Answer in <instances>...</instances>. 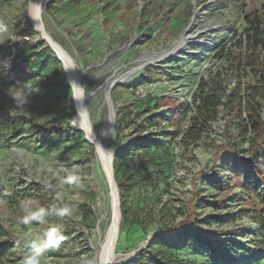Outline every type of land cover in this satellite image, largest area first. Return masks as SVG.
Listing matches in <instances>:
<instances>
[{
  "label": "rangeland",
  "instance_id": "374dc122",
  "mask_svg": "<svg viewBox=\"0 0 264 264\" xmlns=\"http://www.w3.org/2000/svg\"><path fill=\"white\" fill-rule=\"evenodd\" d=\"M29 2L0 0V61L11 58V67L0 72V244L12 246L0 264H25L33 245L42 249V264H97L111 222L110 191L95 148L74 119L67 72L32 26ZM40 5L44 31L87 86L97 137L113 117L105 149L116 188L122 179L132 185L111 264H128L158 245L195 264H264V150L255 161L260 181L227 157L219 159L228 142L242 153L247 148L234 124L225 128L221 112L197 144L181 138L200 83L227 63L219 49L242 33L245 12L264 13V0ZM225 80L228 92L234 79ZM18 84L30 96L28 114L8 113L13 101L6 90ZM10 200L21 203V212ZM190 217L236 244L214 257L185 242L179 224Z\"/></svg>",
  "mask_w": 264,
  "mask_h": 264
},
{
  "label": "trees",
  "instance_id": "16d2710c",
  "mask_svg": "<svg viewBox=\"0 0 264 264\" xmlns=\"http://www.w3.org/2000/svg\"><path fill=\"white\" fill-rule=\"evenodd\" d=\"M141 13L144 16L145 9ZM243 21L245 25L242 33L236 35L228 47H221L217 53V56L225 57L226 65L211 73L207 81L200 83L195 97L197 106L194 115L189 119L188 127L181 138L186 144H197L207 135L211 124L218 119L221 112L225 128L234 124L237 138L246 142L247 148L242 153L236 142H228L225 144L228 150L220 153L221 157L218 158L227 157L248 173H254L260 181L261 174L255 161L264 150V13L257 9L245 12ZM47 50L51 51L49 48ZM226 76L234 79L233 87L228 92L224 85ZM244 78L248 80L245 82ZM138 147L145 148L142 143ZM240 154H244V157ZM219 159L216 163H219ZM114 168L117 169V166ZM130 188L132 185L126 179L117 181L122 217L127 214L125 197ZM10 203L14 210L21 212V203L18 200H10ZM190 215L195 213L190 210ZM179 228L181 239L198 243L199 246L209 249L214 257L225 254L227 248L236 244L232 238H220L218 233L202 229L194 217L179 224ZM11 247L8 243L0 244V258ZM128 264L195 263L184 262L171 249L158 245L155 249L150 246L141 251Z\"/></svg>",
  "mask_w": 264,
  "mask_h": 264
},
{
  "label": "bare ground",
  "instance_id": "6f19581e",
  "mask_svg": "<svg viewBox=\"0 0 264 264\" xmlns=\"http://www.w3.org/2000/svg\"><path fill=\"white\" fill-rule=\"evenodd\" d=\"M41 4V1L39 0H30L29 5V15L30 19L33 22L34 25L37 24V14H38V5ZM183 40L180 44H182ZM179 44V45H180ZM53 49L55 50L58 57L63 61L65 73L67 72L68 79H74L77 80V76L73 72L71 65H70V57L56 44L52 43ZM113 121V117L111 116V122ZM89 118L86 115V111H84L83 106L80 108L78 112V116L76 117V123L79 128L83 129L86 133V136L88 140L93 144L92 146H95L97 148L98 154L101 157V160L103 162V165L105 169L107 170V173L109 177H111V171L109 166V154L105 149L106 142L111 135L110 129L105 132L104 136L102 138H99L94 133L91 124L89 126ZM85 137V136H84ZM90 144V143H89ZM114 190V189H112ZM113 214H114V220L111 225V227L108 229L103 243L100 245V251L99 254L96 255L97 264H106L110 259L114 261V247H115V235H116V225L119 226V220H118V213H117V202L114 199L113 200ZM112 261V262H113Z\"/></svg>",
  "mask_w": 264,
  "mask_h": 264
},
{
  "label": "clouds",
  "instance_id": "9594fccd",
  "mask_svg": "<svg viewBox=\"0 0 264 264\" xmlns=\"http://www.w3.org/2000/svg\"><path fill=\"white\" fill-rule=\"evenodd\" d=\"M38 10L43 6L38 5ZM36 27V25H35ZM11 67V58L0 61V72H3ZM69 90L72 93V100L75 103L77 113L83 106V99L87 90V86L81 84L79 81L74 79L68 80ZM26 89L23 84H18L16 86L9 87L6 90V94L13 101V106L8 108V113L12 114L17 110H23L26 114L28 112L25 110V105L29 103L30 96H25L23 93ZM75 119V117H74ZM25 264H42V249L39 245H33L32 253L27 257Z\"/></svg>",
  "mask_w": 264,
  "mask_h": 264
},
{
  "label": "water",
  "instance_id": "95a60500",
  "mask_svg": "<svg viewBox=\"0 0 264 264\" xmlns=\"http://www.w3.org/2000/svg\"><path fill=\"white\" fill-rule=\"evenodd\" d=\"M41 0H39L40 2ZM29 9H30V5L28 6V14H29ZM41 9L38 10V18H37V24H36V27L35 25L32 23V26L34 27V29L40 34L41 36V39L43 42H45L47 44V46L50 48V50L55 54L57 60L62 64L63 66V70H64V73H65V68H64V63L63 61L58 57V55L56 54L55 50L53 49V46H52V41L50 40V37L49 35L44 31V27H43V23H42V19H41ZM70 65H71V68L73 70V72L75 71V67H74V64L72 63V61L70 60ZM77 79L78 81L81 83V75H77ZM90 97V95H85L84 99H83V109L84 111H86V115L87 117L89 118L88 116V112H87V105H86V102L88 100V98ZM109 101V100H108ZM74 103V101H73ZM74 106H75V103H74ZM75 110H76V107H75ZM78 116V113H77V110H76V117ZM76 117H75V120H76ZM89 123V126H90V122ZM112 128H113V124L112 122L110 121V124H109V129L110 131H112ZM83 133H84V136H85V140L90 143V145L92 144L87 136H86V133L83 129L79 128ZM93 145V144H92ZM95 148V152L98 156V159H99V162L101 163V167H102V170L104 172V175L106 177V182H107V185H108V188H109V196H110V207H111V222H110V225L108 227V229L111 227L112 223H113V220H114V214H113V200L115 199L116 202H117V213H118V220L120 221V204H119V198H118V192H117V188H116V184L114 182V179H113V175H112V162H111V159H112V155L108 152L109 154V166H110V171H111V177H109L108 173H107V170L105 169L104 165H103V162L101 160V157L100 155L98 154V151H97V148L94 146ZM114 189V190H112ZM118 233H119V226L117 227L116 225V235H115V241L117 240L118 238ZM113 260H109L106 264H111Z\"/></svg>",
  "mask_w": 264,
  "mask_h": 264
}]
</instances>
